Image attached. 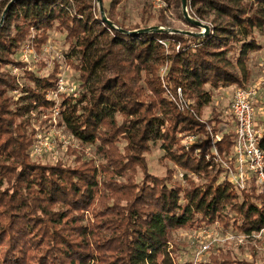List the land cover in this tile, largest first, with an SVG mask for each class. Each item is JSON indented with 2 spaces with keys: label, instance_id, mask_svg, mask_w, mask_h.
I'll return each mask as SVG.
<instances>
[{
  "label": "trees",
  "instance_id": "obj_1",
  "mask_svg": "<svg viewBox=\"0 0 264 264\" xmlns=\"http://www.w3.org/2000/svg\"><path fill=\"white\" fill-rule=\"evenodd\" d=\"M102 1L111 25L97 0H0V18L20 19L10 37L0 28L1 68L21 66L3 55L30 38L39 51L49 32L64 34L83 93L64 100L62 119L103 160L100 167L78 154L73 166L31 162L28 122L18 119L32 105L13 100L14 84L0 79V264H182L174 232L216 224L247 236L264 230V185L252 180L239 191L224 169L209 176L205 155L213 148L201 120L214 90L247 88V60L262 48L264 0H187L193 21L214 12L204 36L184 17L182 0H164L166 10L175 1L198 31L171 29L166 10L158 18L146 11L142 24L129 25L118 18L123 0ZM58 75L59 66L29 89L39 105L48 106ZM196 135L208 139L181 145ZM234 138L225 134L216 145L224 159ZM156 144L184 172L185 186L171 170L166 177L149 172L145 154ZM200 264L234 260L219 253Z\"/></svg>",
  "mask_w": 264,
  "mask_h": 264
},
{
  "label": "rangeland",
  "instance_id": "obj_2",
  "mask_svg": "<svg viewBox=\"0 0 264 264\" xmlns=\"http://www.w3.org/2000/svg\"><path fill=\"white\" fill-rule=\"evenodd\" d=\"M110 1L104 0V3L108 5ZM166 9H168V5L164 0H123L122 4L118 7L117 13L120 20L124 19L130 25L142 24V18L146 17V11L158 18L160 11ZM207 11V20H197V22H200L204 26L210 25L214 17L212 10L208 9ZM165 17L167 25L171 29L198 31L184 23L181 18V9L175 1L171 3V9L165 11ZM18 22H20V19L14 18L9 23L7 19L0 18V28L7 27L5 32L6 37L14 34ZM157 23L156 19L151 21V25ZM48 36L49 40L42 47V50H35L37 59L33 58L32 54L28 62L23 61L25 49L28 46L34 47V43L30 38L21 45L16 54L3 55L5 59L20 63L21 66H17L16 64H9L2 68L0 66V79L5 78L14 84V88L8 92V95L13 97V100L18 101L20 105H32L30 112L26 113L23 118L18 119V123L22 121L28 122L29 135L32 139V146L28 151L29 159L33 163L45 166H54L58 163L73 166L75 155L78 154V156H85L86 159H93L97 167H100L103 160L97 154L96 149L93 146H84L73 136L66 127L62 117L59 119L58 126L54 127V123L51 122L53 115L48 110V107L41 106L43 104L39 105L40 102H36L37 99L30 93L29 89L35 87L36 82L39 84V78L50 76L57 66H59V74H65L72 83L78 85L79 74L73 67L77 62L69 56L70 50L68 43L65 41V35L51 31ZM257 40L262 48L249 55L247 69L251 73V76L246 87L254 89L257 92L256 125L258 128L264 129V35L257 34ZM47 46L52 47V50L45 52L44 48ZM58 55H62L61 60L58 58ZM0 87L5 86L0 84ZM236 88L234 86L214 90L212 102L204 108L202 113L201 120L206 124L208 133H210L213 148L212 155L210 153L205 155L206 160L211 165L208 171L210 177L217 176L220 174L219 171L223 169V175L228 174L230 177V173L235 167L233 151L230 156L224 159L225 153H218L216 145L222 141L225 134L235 132V123L230 110ZM82 93L83 89L79 88L77 97ZM46 108L47 112L45 111ZM44 115L48 117L44 119ZM214 129H216V132ZM207 139L204 135L188 136L183 137L180 143L184 146H190L201 144L207 141ZM198 152L200 151H195V153ZM165 155L166 151L161 144H156L149 153L145 154L149 172L158 177H166L168 171L171 170L174 172V183L185 186L184 172L169 159L165 158ZM191 177L192 179L194 178L193 175ZM141 179L142 174L140 173L137 180L140 181ZM119 180L123 181L122 179ZM251 182H249L246 189L250 190ZM201 183H204V181H201ZM256 185L262 186L257 181ZM171 238L172 243L175 244L174 249L176 252L174 257L176 261L182 264L207 262L211 255L219 253L233 259L234 264H264V232L247 236L232 230H224L216 224L200 229L180 230L174 232Z\"/></svg>",
  "mask_w": 264,
  "mask_h": 264
},
{
  "label": "built area",
  "instance_id": "obj_3",
  "mask_svg": "<svg viewBox=\"0 0 264 264\" xmlns=\"http://www.w3.org/2000/svg\"><path fill=\"white\" fill-rule=\"evenodd\" d=\"M51 50L50 46L44 48L45 52ZM32 54L33 58L37 59L34 47L28 46L23 52V61L28 62ZM58 58L61 60L62 55H58ZM78 94V85L72 83L65 74H59L55 88L49 91L44 99L48 104L45 107H48L53 115L51 122L54 123V127L58 126L59 119L62 117L64 100L76 99ZM256 103V90L235 89L230 110L235 123L233 147L235 167L230 173V179L239 191L246 189L252 179L264 185V152L260 148V143L264 140V129L256 125ZM45 111L47 112V108ZM47 117V115L43 116L44 119Z\"/></svg>",
  "mask_w": 264,
  "mask_h": 264
},
{
  "label": "water",
  "instance_id": "obj_4",
  "mask_svg": "<svg viewBox=\"0 0 264 264\" xmlns=\"http://www.w3.org/2000/svg\"><path fill=\"white\" fill-rule=\"evenodd\" d=\"M98 3L101 5V10H102V13H103V17H104V21L106 23H108L109 25H111V23L108 21V19L106 18L105 14H104V10H103V7H102V3L103 1L102 0H97ZM182 9H183V14H184V17L189 21V22H192L194 25H196L197 27L203 29V32L202 34L200 35H196V36H204V35H207L209 33V27L208 26H204L202 25L200 22H197V21H193L190 16H189V13H188V4H187V0H182ZM137 32H135L136 34Z\"/></svg>",
  "mask_w": 264,
  "mask_h": 264
}]
</instances>
